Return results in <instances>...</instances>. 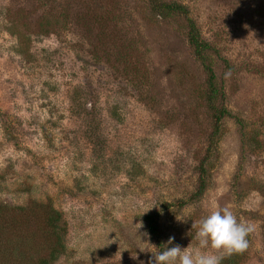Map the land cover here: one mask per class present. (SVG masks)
I'll use <instances>...</instances> for the list:
<instances>
[{
  "label": "rangeland",
  "instance_id": "374dc122",
  "mask_svg": "<svg viewBox=\"0 0 264 264\" xmlns=\"http://www.w3.org/2000/svg\"><path fill=\"white\" fill-rule=\"evenodd\" d=\"M165 1L212 46L230 112L215 136L183 15L0 0V203L61 212L52 264H160L144 220L156 211L167 264H264V0Z\"/></svg>",
  "mask_w": 264,
  "mask_h": 264
},
{
  "label": "trees",
  "instance_id": "16d2710c",
  "mask_svg": "<svg viewBox=\"0 0 264 264\" xmlns=\"http://www.w3.org/2000/svg\"><path fill=\"white\" fill-rule=\"evenodd\" d=\"M152 13L158 17L181 14L187 21V39L195 56L201 61L208 73L206 103L213 120L212 136L218 134L221 120L230 112L222 102V93L215 85V74L207 63L205 53L213 50L203 39L195 21L188 15V8L176 1L148 0ZM220 101V105L216 101ZM202 160L199 166V181L194 197L200 196L205 189L206 169ZM192 197V198H194ZM186 201H179L182 206ZM170 206L165 203L164 208ZM158 212L144 216L150 238L159 248L160 264H167L163 257V237L158 223ZM66 226L62 214L50 202L30 200L26 204L0 203V264H52L66 250ZM230 256L222 264H229Z\"/></svg>",
  "mask_w": 264,
  "mask_h": 264
}]
</instances>
